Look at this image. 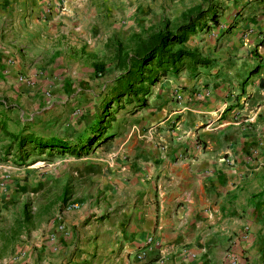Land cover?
I'll list each match as a JSON object with an SVG mask.
<instances>
[{
    "label": "crops",
    "instance_id": "crops-1",
    "mask_svg": "<svg viewBox=\"0 0 264 264\" xmlns=\"http://www.w3.org/2000/svg\"><path fill=\"white\" fill-rule=\"evenodd\" d=\"M161 1L169 0H0V156L7 157L5 163L16 164L11 144L16 135L73 147L89 133L118 74L106 84L93 78L97 45L116 37L125 18L157 13ZM231 2H236L226 18L231 22L219 15L216 27L189 39L202 53L211 48L203 54L210 67L194 76L182 72L162 79L151 88L147 106L118 133L107 130L114 138L87 156H33L19 165L48 163L46 173L28 183L9 180L10 192L0 196V264H229L230 258L264 264L259 224L264 89L258 86L264 80V39L252 56L238 49L213 51L209 36L232 25L221 35L223 42L231 39L230 46L242 42L244 34L249 44L256 35L260 40L264 30L244 23L258 20L260 13L244 18L243 9L262 8L264 0L224 4ZM236 12L240 23L234 21ZM244 59L249 67L254 59L257 71L245 68ZM230 73L233 85L226 78ZM97 89L102 93L94 98ZM75 108L78 114L71 113ZM52 112L58 115L53 118ZM50 124L66 137L48 131ZM8 145L12 149L6 151ZM2 162L0 173L8 169ZM51 183L57 185L55 195L47 192ZM24 187L40 193L38 210H27V220L22 208L28 203L15 212L10 208ZM147 238L153 243L146 245Z\"/></svg>",
    "mask_w": 264,
    "mask_h": 264
},
{
    "label": "trees",
    "instance_id": "trees-1",
    "mask_svg": "<svg viewBox=\"0 0 264 264\" xmlns=\"http://www.w3.org/2000/svg\"><path fill=\"white\" fill-rule=\"evenodd\" d=\"M212 1L201 0L200 4L180 12L173 22L160 20L157 25L148 27L142 35H131L127 44L106 43L104 47L112 51L111 60L118 74L112 81L107 97L101 102L96 122L89 133L73 147L55 139L39 140L29 135H16L11 140L16 164L22 165L28 158L41 155L46 160L64 155L85 157L92 148L103 146L114 138V134L106 131L114 120L116 110H121L123 105L131 106L134 111L144 109L151 88L162 79L182 72L194 76L200 69L210 67L211 60L198 49L187 48L186 43L209 26L218 25V9ZM203 4H206L205 8L202 7ZM262 44L263 41L259 46ZM257 69L255 66L251 72L254 73ZM93 70L101 74L104 63L97 61ZM258 86L264 89V80H260ZM9 149L12 146L8 145L6 151ZM60 205L62 207L64 203ZM22 209L24 220H27V204Z\"/></svg>",
    "mask_w": 264,
    "mask_h": 264
},
{
    "label": "rangeland",
    "instance_id": "rangeland-1",
    "mask_svg": "<svg viewBox=\"0 0 264 264\" xmlns=\"http://www.w3.org/2000/svg\"><path fill=\"white\" fill-rule=\"evenodd\" d=\"M188 3L186 5V3ZM194 2H198L197 4L201 3V0H169L166 4H164L162 1L159 4V11L157 13H152L150 11L146 12L145 14H142L143 17H139L137 15H134L132 18L131 17H127L123 20V23L119 25L118 27V31L116 32V37H107L106 38V43L110 42V45H114L117 42H120L121 44H127L129 43L130 40V36L133 34H138V35H142V33L144 31H146V29L150 26H155L157 25V23L160 20H167L169 22H173L175 19H177L179 13L181 12V10H183L184 8H186L187 6L194 4ZM226 0H213L212 3L216 5L217 9H218V14L223 16V19L226 22H231V20H227L226 18L230 17L229 15V8L231 5H236L235 3H228L225 6ZM225 3V4H224ZM203 8L206 7V4H203L202 6ZM234 10L237 11L236 6L234 7ZM225 11V14H222V12ZM228 11V12H227ZM260 13L261 17L258 20H254L251 19V15H257ZM234 15H236V20L234 19V21L237 23H240V12H236ZM243 15L244 18L248 17L250 19L244 21L245 24H247L249 27L252 28H258L261 32H263L264 30V4L262 6V8L256 7L255 5L252 6V8L249 9H243ZM145 17V18H144ZM129 18V19H128ZM232 24V23H231ZM262 26V27H261ZM214 28V27H213ZM243 28L245 29V27L243 26ZM212 30V26H209V28H207L206 30H204L201 33L206 32L207 30ZM232 29V25L226 27L225 25H221L220 28L217 29V31H214L212 33L209 34V36L212 38L213 40V46L212 49L213 51H218L219 50H232V49H238L239 53H242V55H246V53L251 52V54H253L252 56H256V53L258 51L262 50L263 44L261 46H259V44H261V42L263 41L264 38H262L260 36V40L259 38H257V35L255 36L256 39H253L251 44H249L247 41H245L244 39L247 37L245 34L242 36V42H240V38L236 40L237 43H235L233 46H230L229 41L231 39H228L227 41L223 42V39H221V35L225 34L226 32L229 33ZM216 30V29H215ZM199 33V34H201ZM260 35V32L258 33V37ZM244 36H246L244 38ZM192 40H188V42L186 43V47L191 49L192 47ZM105 43V44H106ZM104 44V45H105ZM97 49L95 51V54L98 56L99 52L100 55L98 56V58L96 60L98 61H102L104 63V71L101 74H98V72H93V78L97 79V78H102L104 81V84H106V82L108 81V79H110L111 77L114 76V72L116 71V68L114 66V63L111 60V55H112V51L109 49H106L105 47L101 46V43H99L97 45ZM211 48H207L206 51H204V53H209ZM201 52V51H200ZM202 53V52H201ZM202 53V54H204ZM205 55V54H204ZM248 55V54H247ZM247 57V56H246ZM245 62L244 63V67L249 69V64H247V62L249 61L248 59H244ZM254 65H252V68H254L256 66V62L254 61ZM249 69V70H250ZM239 71V70H238ZM186 73V72H184ZM240 71L238 73H236V76H239ZM187 75V73H186ZM247 75V74H246ZM245 75V76H246ZM224 76V75H222ZM242 77V75H240V78ZM227 80L232 81L233 75L232 73L229 74V76L227 75ZM241 82V81H240ZM233 85V83H231ZM92 93L94 94V98L96 97H100V94L102 93L100 91V89L98 90H92ZM75 113L78 114L80 111L75 108L74 110L71 111V113ZM135 111L133 110V108L131 106L128 105H123V108L121 110H116L115 114H113L114 120L110 123L109 125V132L111 133H118L122 126H124V124L126 123V120L130 119V117L133 115ZM57 113V112H56ZM55 113V116L53 115V112L51 113L55 118L57 115ZM90 116V120L88 121V118H86L85 121V126L86 129L88 128V126L93 122L94 120V114L89 115ZM58 118H56L57 120ZM46 129L50 132H55L57 136L65 138L66 137V131L64 130H60L59 128L55 127V125L50 124L46 126ZM100 155L97 154L93 157L98 158ZM1 159H4V162H2L3 166L8 167V169H5L3 172L0 173V196L1 199H3L4 195L7 194V192L9 191V180H16V181H20L22 183H28L30 178H37L40 177V174H44L46 173L44 168L48 165V163L42 161V160H36L35 163H32L31 165L28 166H19L16 165L15 162L12 163H5V159H7V157L4 155L0 156ZM89 158H86L85 160H88ZM57 163L61 162L60 160L55 161ZM33 164H35L36 168L31 167ZM52 164V163H51ZM55 163L53 162V165ZM36 171V172H34ZM31 176V177H30ZM77 184V189L81 188L82 182L78 183L76 181ZM26 186V185H24ZM48 193H50V195H55L56 194V188L57 185L55 183H51L48 186ZM40 188V187H38ZM18 194V198H13L11 199V206L10 208L13 210V212L17 211L19 209V204L22 205V203H28L27 209L31 212L30 214L35 213V211L38 210L37 208V203L35 202L37 198H40V193H38V189L34 188L31 190H27L26 187H24V189L22 191H16ZM26 198V199H25ZM9 202V203H10ZM5 205V204H3ZM8 205V203H7ZM5 208V207H4ZM9 208V209H10ZM259 224L261 225V227L264 229V216L262 218L259 219ZM261 228V229H262ZM262 238V243H263V250H264V233L261 235Z\"/></svg>",
    "mask_w": 264,
    "mask_h": 264
},
{
    "label": "built area",
    "instance_id": "built-area-1",
    "mask_svg": "<svg viewBox=\"0 0 264 264\" xmlns=\"http://www.w3.org/2000/svg\"><path fill=\"white\" fill-rule=\"evenodd\" d=\"M174 98L176 100H180L181 96L179 94H175ZM71 207H73V205ZM145 243H146V245H150V244L153 243V240L151 238H147ZM229 260H230L229 264H239L238 261L236 259H234V258H230Z\"/></svg>",
    "mask_w": 264,
    "mask_h": 264
}]
</instances>
